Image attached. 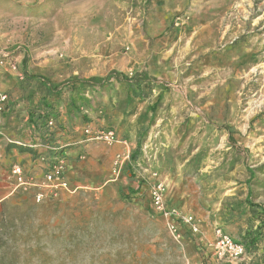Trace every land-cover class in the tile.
Masks as SVG:
<instances>
[{"label":"rangeland","instance_id":"374dc122","mask_svg":"<svg viewBox=\"0 0 264 264\" xmlns=\"http://www.w3.org/2000/svg\"><path fill=\"white\" fill-rule=\"evenodd\" d=\"M112 71L155 87L141 98ZM0 73V113L7 91L45 85L53 129L105 154L101 187L36 202L42 175L0 203V264H264V0H0ZM90 123L130 150L114 183ZM154 180L179 239L150 208Z\"/></svg>","mask_w":264,"mask_h":264},{"label":"crops","instance_id":"0c3cea01","mask_svg":"<svg viewBox=\"0 0 264 264\" xmlns=\"http://www.w3.org/2000/svg\"><path fill=\"white\" fill-rule=\"evenodd\" d=\"M0 81H5L1 73ZM4 83L6 84V82ZM6 86L0 88V93L8 89H5ZM33 90L35 89L30 87L28 90L23 89L21 91L16 88L12 89V91H7L9 95V104L5 107L6 110L0 113V203L5 202L6 199L19 188L14 181H10V170L13 165L20 167L23 173V180L33 183L42 178L46 163L53 158L52 155L48 154L50 148L47 149V147L42 144L40 133L34 128L33 123L30 122V110L35 108L37 103L45 96V94L39 90L38 92ZM63 122H66L64 123L66 125L70 124L66 118ZM92 125H94V123H90L89 126ZM74 129L77 131L78 127ZM51 130L53 131L55 129ZM68 133H70V129H68ZM129 133L131 134V131ZM80 138L81 134L76 132V138L73 140L65 130H63V132H61V130L54 132L52 137L53 145L55 147H63V153L70 159V161L67 162L64 179L74 191L84 187H101L99 184L104 182L101 174L103 157H105V154L97 152L93 145L71 148L72 146L70 144L76 142L77 145H79V143H81ZM130 141L131 138L129 142ZM97 144L105 145L103 143ZM113 147L114 148L110 149L108 153L111 154L112 151L115 150L114 158L117 154H122L125 151L121 143L113 145ZM21 148H26L28 151L23 152ZM86 148L87 152L85 159L77 162L75 160L77 154L79 151L86 150ZM120 174V172L111 173L110 176H112V178L106 182L114 183ZM119 181L121 184H125L123 182L124 180L120 179ZM154 181L162 183L159 180ZM165 208L171 210L166 206Z\"/></svg>","mask_w":264,"mask_h":264},{"label":"built area","instance_id":"2783aa9c","mask_svg":"<svg viewBox=\"0 0 264 264\" xmlns=\"http://www.w3.org/2000/svg\"><path fill=\"white\" fill-rule=\"evenodd\" d=\"M6 99L5 95H0V103H3ZM3 105H0V111H3ZM47 127H55V122L49 120L47 122ZM82 134L85 136L86 141L90 142H99L103 143L106 146H113L116 144H122L125 148V151L122 154H117L114 159L113 173L120 172L122 170H127L128 164L126 163L129 160L130 150L125 141H120L113 130L109 129H95L89 125H85L82 128ZM47 149H49L47 147ZM55 150V149H53ZM65 153L60 154L56 158H52L46 163V168L43 171V180L39 184V190L35 193L36 202H41L45 198L56 197L57 192L60 190L63 191H74L69 183L64 179V172L67 168V162L65 158ZM10 174L16 177L18 187L22 188L23 191H26L30 186H35L34 183H29L27 180H23L22 171L20 167L14 166L10 170ZM47 190V191H45ZM149 204L152 211L167 220V228L173 237L176 239L180 238V235L177 232L176 226L173 223L174 220H179V216L176 211L173 209L167 210L164 206V185L158 181H152L149 188ZM183 218V217H182ZM184 222H189V219L186 217L183 218ZM217 246L222 250V254L226 253L227 256L231 259H237L244 254V247L241 243H236L227 235H222L218 233L217 236ZM220 253V254H221Z\"/></svg>","mask_w":264,"mask_h":264},{"label":"trees","instance_id":"16d2710c","mask_svg":"<svg viewBox=\"0 0 264 264\" xmlns=\"http://www.w3.org/2000/svg\"><path fill=\"white\" fill-rule=\"evenodd\" d=\"M112 75L114 76L117 82H126L129 84L131 88L137 89L141 95V98L147 97L148 94L151 93L153 87H155L154 84L150 80H148L147 76L144 73L136 74L133 76V78L130 79L115 71L110 72V76ZM97 80L98 79H92V81H97ZM38 88H39L38 90L45 91V92L43 91L40 92L45 94V96L47 97L52 92V89L50 87L46 88L45 85H39ZM51 112H52V107L43 102L41 104H38L35 108L31 109L29 116H30V122L33 123L34 128L38 130V132L40 133L42 144L50 148L48 154L56 158L64 152V148L63 147L61 148L59 146L55 147L52 143L53 142L52 137L54 132H57L60 129L57 128L52 131L51 129L53 128L47 127V120L51 116ZM141 137L142 134L140 133L137 139L136 150L130 156V158L132 159H135L138 156V153L140 151L141 139H142ZM52 148H55V151H52L53 150ZM21 151L23 152L28 151V149L21 148ZM198 251L199 253H202V249L200 247H198Z\"/></svg>","mask_w":264,"mask_h":264}]
</instances>
